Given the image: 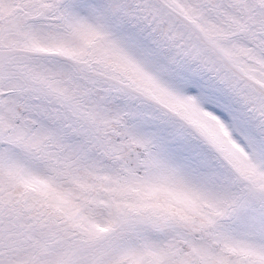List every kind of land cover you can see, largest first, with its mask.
<instances>
[{
  "label": "snow or ice",
  "instance_id": "obj_1",
  "mask_svg": "<svg viewBox=\"0 0 264 264\" xmlns=\"http://www.w3.org/2000/svg\"><path fill=\"white\" fill-rule=\"evenodd\" d=\"M0 264H264V0H0Z\"/></svg>",
  "mask_w": 264,
  "mask_h": 264
}]
</instances>
